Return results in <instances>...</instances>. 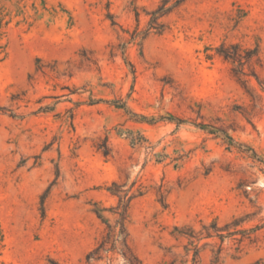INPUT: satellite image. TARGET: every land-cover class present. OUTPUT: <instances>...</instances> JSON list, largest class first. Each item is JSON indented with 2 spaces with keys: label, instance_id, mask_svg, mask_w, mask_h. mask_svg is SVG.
<instances>
[{
  "label": "rangeland",
  "instance_id": "obj_1",
  "mask_svg": "<svg viewBox=\"0 0 264 264\" xmlns=\"http://www.w3.org/2000/svg\"><path fill=\"white\" fill-rule=\"evenodd\" d=\"M160 2L0 0V264H124L85 260L113 183L141 264H264V0L147 33ZM234 44L258 49L246 87Z\"/></svg>",
  "mask_w": 264,
  "mask_h": 264
},
{
  "label": "trees",
  "instance_id": "obj_2",
  "mask_svg": "<svg viewBox=\"0 0 264 264\" xmlns=\"http://www.w3.org/2000/svg\"><path fill=\"white\" fill-rule=\"evenodd\" d=\"M187 0H161L159 7L149 13L150 20L148 23V31L160 34L164 30V25L160 23V19L166 16L171 11L179 8ZM217 54L225 60H230L234 63V77L243 86L246 87V81L243 79L245 74V68L251 67L255 61L260 63L258 59V49H242L239 45L225 47L220 46L217 50ZM252 76L257 80L258 84L261 85L258 77L255 73ZM106 154V153H104ZM108 192L118 198L116 207L107 209L114 216L116 220L112 225L109 220L105 219L102 215L106 209L95 206L94 213L99 220L104 224V232L98 241L95 248L89 252L85 258L86 262L90 261H101L108 255L118 254L122 257L124 264H141L137 257L133 254L129 245V235L127 232V219H128V207L134 196H129L128 192L122 191L121 186L113 183L108 189ZM197 252L194 254L193 262L195 263ZM175 260L170 264H175Z\"/></svg>",
  "mask_w": 264,
  "mask_h": 264
}]
</instances>
